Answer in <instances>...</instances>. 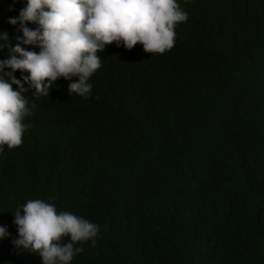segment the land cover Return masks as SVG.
Masks as SVG:
<instances>
[{
	"label": "trees",
	"instance_id": "trees-1",
	"mask_svg": "<svg viewBox=\"0 0 264 264\" xmlns=\"http://www.w3.org/2000/svg\"><path fill=\"white\" fill-rule=\"evenodd\" d=\"M177 3L171 50L106 45L87 98L63 78L23 93V143L0 152V264H42L13 243L37 198L99 226L72 264H264V0ZM25 6L0 0L12 46Z\"/></svg>",
	"mask_w": 264,
	"mask_h": 264
},
{
	"label": "clouds",
	"instance_id": "clouds-1",
	"mask_svg": "<svg viewBox=\"0 0 264 264\" xmlns=\"http://www.w3.org/2000/svg\"><path fill=\"white\" fill-rule=\"evenodd\" d=\"M188 18L177 0H26L19 16L8 21L19 24L23 34L16 45L8 42V32L0 33V52L8 49V58L0 59V152L5 145L15 149L23 143L24 120L35 107L23 93L31 89L49 96L54 82L63 78L70 81V96L87 98L89 80L102 66L98 53L106 45L131 50L141 44L146 53L162 55L175 45L176 26ZM21 45L37 46L39 52ZM17 71L27 75L17 79ZM13 215L18 230L13 243L39 255L42 264H72L84 251L76 245L91 241L95 246L100 231L97 224L39 198L27 200ZM7 235L0 226V239ZM65 237L70 242L63 243Z\"/></svg>",
	"mask_w": 264,
	"mask_h": 264
}]
</instances>
